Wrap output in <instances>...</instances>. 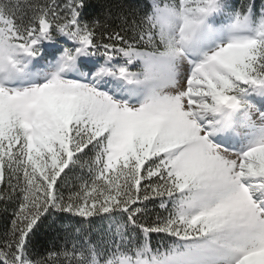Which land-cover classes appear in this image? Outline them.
Returning <instances> with one entry per match:
<instances>
[{"label":"snow or ice","instance_id":"obj_1","mask_svg":"<svg viewBox=\"0 0 264 264\" xmlns=\"http://www.w3.org/2000/svg\"><path fill=\"white\" fill-rule=\"evenodd\" d=\"M0 203V264H264V0H0Z\"/></svg>","mask_w":264,"mask_h":264},{"label":"trees","instance_id":"obj_2","mask_svg":"<svg viewBox=\"0 0 264 264\" xmlns=\"http://www.w3.org/2000/svg\"><path fill=\"white\" fill-rule=\"evenodd\" d=\"M100 3H104L105 0H98ZM131 2H135V0H131ZM141 3H147L148 0H140ZM244 0H235V3L239 5L240 3H243ZM257 4H259L260 0H256ZM5 207H7V211H5ZM157 211H159L157 209ZM11 212L12 207L11 205L5 206L2 203H0V234H2L9 226H10V220H11ZM64 224H70L73 227H80L81 224L78 220H67L65 219L62 221ZM102 223L99 221L93 222L91 225H84L85 229L90 230L92 234H97L100 232V229L102 227ZM68 231H72V228L69 227ZM62 234V233H61ZM155 242V238H154ZM61 243V241L57 240L55 238V235L49 231L47 226L45 228L41 229L40 233L37 235V237L33 241V250L37 255H44L47 251H49L53 245H58Z\"/></svg>","mask_w":264,"mask_h":264}]
</instances>
